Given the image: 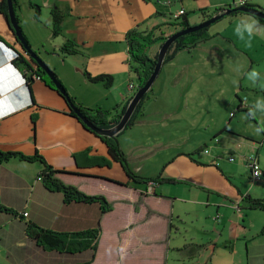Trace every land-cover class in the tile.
<instances>
[{
  "label": "crops",
  "instance_id": "obj_1",
  "mask_svg": "<svg viewBox=\"0 0 264 264\" xmlns=\"http://www.w3.org/2000/svg\"><path fill=\"white\" fill-rule=\"evenodd\" d=\"M16 1L15 13L31 49L77 104L102 109L120 107L132 94L127 88L135 80L128 31L146 34L159 26L155 36L164 38L176 31L182 15L190 25L199 24L214 8L233 2ZM251 2L264 7V0ZM180 9L185 12L174 19ZM52 10L62 14L58 34L52 30ZM228 18L211 24L190 50L180 49L162 63L139 110L142 115L118 135L135 173H160L177 181L149 189L148 183L129 178L115 160L109 166L85 163L90 156L109 158L106 144L69 113L66 100L43 79L32 78L24 86L31 73L19 62L11 63V49L5 46H20L0 13V150L38 153L59 170L61 181L86 194L103 195L111 204L102 213L98 202H64L61 192L43 185L39 160L11 157L0 162V205L8 209L0 210V264L85 261L90 247L74 253L42 247L25 234V225L33 222L78 241L74 232L90 230L98 221L101 231L89 264H264V210L249 208L243 199L245 194L264 199V133L230 125L235 105L236 111L246 112L257 100L264 102V25L251 13ZM253 20L257 30L241 38L237 25ZM161 41L149 46L150 56ZM66 43L76 52L61 53ZM85 70L92 76L111 75V85L89 80ZM252 70L260 74L255 84L248 79ZM245 90L254 94H242ZM236 93L241 97L238 110ZM247 120L264 124V111H256L257 123ZM240 121L241 116L235 122ZM80 152L85 156L77 164L74 154ZM253 154L262 171L258 178L248 166Z\"/></svg>",
  "mask_w": 264,
  "mask_h": 264
},
{
  "label": "trees",
  "instance_id": "obj_2",
  "mask_svg": "<svg viewBox=\"0 0 264 264\" xmlns=\"http://www.w3.org/2000/svg\"><path fill=\"white\" fill-rule=\"evenodd\" d=\"M12 4L15 9V6L17 5V1L12 0ZM244 6L264 12V7L254 2H248ZM239 7L240 6L231 5V4H227L226 6L216 7L213 9L211 14L208 15L207 17L211 18V17L220 15L221 17L219 19H221L227 16L228 17L234 16L238 13H247V12L240 11L238 9ZM227 10H229V12H226ZM0 13L3 16L4 20L6 21V23L9 24L6 0L0 1ZM51 14L53 16V29H52L53 33L58 34L61 30L60 24H61L62 14L55 10H52ZM251 15H253V17H255L257 21H259L261 24L264 25L263 18L255 14H251ZM15 17L18 22L19 29L21 31V35L25 43L28 46H30L19 24V20H18L16 13H15ZM179 17L174 18V19L178 20ZM180 19L181 20L177 23V28L175 32L181 29H184L188 26H191L183 15ZM209 26L177 37L174 40V42L171 44V46L169 47L164 57L163 62L173 57L174 54L180 49L190 50L192 47H194L200 39H203L206 37V32ZM159 28H160L159 26H154L150 31H148L149 33H146V34H142L141 32L137 30H130L127 33L126 40H127V45H128V53L130 56V68H131V72L133 73V76L136 82L135 91L137 90V88L141 87L145 83V81L150 76L154 68V65L156 63L158 51H156L152 56H150L148 53L149 46L152 43L156 42L158 39H162V41L164 42V40L169 36L168 35L164 38H159L158 36H155L156 30H158ZM10 30H11V33L14 35L13 30L12 29ZM14 38L16 39L15 35H14ZM18 44L20 47H15V49L17 50L19 54L15 59L12 60V63L17 65L19 62L20 64H22V66H24V72L29 71L31 73V75L26 78L27 86L29 85L30 81H32V75L33 74L40 75L38 73L41 72L42 73L40 75L41 79H43L49 87L55 89L66 100L68 108H69V113L72 116L76 117L83 124L85 128H87L91 132L95 133L98 137H100L101 140L106 144L109 158H106L104 156H90L87 159L88 161H86L85 163L93 164V165L109 166L110 161L115 160L120 163V165L122 166L123 170L128 175V177L135 181H142L146 183L153 182L154 184L163 183V182H170V183L177 182L173 178L160 177V173L152 177H144V176H140L137 173H135L131 169L127 155L123 151L118 141V135L124 130L130 128L136 121V118L139 114L142 115V113H139V110L145 98L148 96V91L143 95V97L137 103L130 118L128 119L124 128L121 131H119L115 135L99 134L95 129L92 128V126L97 127V128H110V127L115 126L119 122L123 112L126 109V106L129 100L132 98L135 91L132 92V94L130 95V98L124 103V105L120 107L117 106L113 109H102L100 107L87 108L82 105H79L67 93V91L65 90V87L56 77L55 73L53 72V75L55 76V79L57 80L59 84L58 87L52 82V80L46 74L43 73L42 70H39L36 63L32 60V58L29 55H27L28 57L27 56L25 57L23 55L22 51L24 52L25 49L19 42ZM60 51L61 53H65V54L75 53L76 48L73 47L72 43H66L60 48ZM34 52L37 53L36 51ZM32 64L36 65V69H33ZM84 74L89 80L101 82L105 87L110 86L112 83V76L109 74H98V75L92 76L86 70L84 71ZM235 95L239 100V103L237 105V110H238L240 108L241 97L238 95V93H236ZM245 110L248 113L249 109H245ZM35 119H36L35 114H32L33 124L35 123ZM250 119L257 123L255 119H252V118ZM80 155L85 156V152L74 154V158L77 161V164H81L79 160ZM11 157H18V158L28 160V161H32V160L41 161L43 163V169L40 171L39 176L41 177L43 185L48 190L61 192L64 202L66 203L68 202H84V203L98 202L100 204V210L102 213L111 209V204L106 200V198L103 195L86 194L82 192L81 190H79L76 186L72 184H66L63 181H61L56 176V173L59 172V170H55L49 164H47L44 158L40 154L35 153L32 156H27L20 152L0 150V162L6 161ZM243 199L245 202H247L249 208H259V209L264 210V199L254 198V197H251L249 194H245L243 196ZM0 210L6 211L8 209L5 206L0 205ZM263 230H264V226L261 228V231ZM100 231H101L100 223L98 221L95 227L90 230H85L82 232H74V235H76L77 238L79 239L78 241H69V240L67 241L66 240V237L68 236L67 233L56 232L53 230L45 229V228L39 227L33 222H27L25 225V234L29 238L34 240L37 245H40L42 247L56 249L60 252H68V253H74L75 251H81L82 249H85L86 247H90L92 249L91 255L87 260L82 261V262L72 263V264H89L92 261V259L94 258V254H95V250L97 246V240H98ZM92 241L93 243H91ZM57 264H69V263H57Z\"/></svg>",
  "mask_w": 264,
  "mask_h": 264
},
{
  "label": "water",
  "instance_id": "obj_3",
  "mask_svg": "<svg viewBox=\"0 0 264 264\" xmlns=\"http://www.w3.org/2000/svg\"><path fill=\"white\" fill-rule=\"evenodd\" d=\"M6 1H7V14H8V18H9V24L8 25L13 30V33H14L17 41L24 47L25 52L36 63L39 70H42L43 73L46 74L52 80V82L58 87L59 84H58L57 80L55 79V76L53 75V71L43 62V60L37 55V53H35L31 49V47L25 43V41L21 35V31L19 29L18 22H17L16 17H15V9L13 7L12 0H6ZM238 9L240 11H243V12L258 15L264 19V12H261L257 9H253V8H250L247 6H240ZM226 12H229V10H227ZM220 17H221L220 15L211 17V18H209V19H207V20H205L199 24L188 26L184 29H181L177 32H174L173 34H170L164 40V42L160 45V48H159L158 54H157L156 63L154 65V68H153L150 76L148 77V79L145 81V83L141 87L137 88V90L133 94L132 98L129 100V102L126 106V109L123 112L119 122L115 126L110 127V128H97L94 126H92V128L95 129L99 134H102V135H115L119 131H121L124 128L128 119L130 118V116H131L134 108L136 107L137 103L140 101V99L143 97V95L150 89L153 81L155 80L157 74L160 71L164 57H165L169 47L171 46V44L174 42V40L177 37L182 36L184 34L199 30V29L204 28V27H207L210 24L214 23L216 20H218Z\"/></svg>",
  "mask_w": 264,
  "mask_h": 264
},
{
  "label": "clouds",
  "instance_id": "obj_4",
  "mask_svg": "<svg viewBox=\"0 0 264 264\" xmlns=\"http://www.w3.org/2000/svg\"><path fill=\"white\" fill-rule=\"evenodd\" d=\"M258 27V22L253 20L251 22L243 21L241 24L237 25L236 27V33L243 38V35L245 32H247L249 35H252L254 30H257ZM1 43V42H0ZM7 49H11V54L12 57L10 59L11 63L12 60L15 59L18 56V52L15 48H10L8 46H5ZM260 74L256 70H252L251 72L248 73V79L255 84L259 80ZM25 87L27 85L24 84ZM257 110H262L264 111V102L257 100L256 103L249 108L247 117L255 119L256 118V111ZM257 134L264 133V124H261L260 126H257L255 129Z\"/></svg>",
  "mask_w": 264,
  "mask_h": 264
},
{
  "label": "built area",
  "instance_id": "obj_5",
  "mask_svg": "<svg viewBox=\"0 0 264 264\" xmlns=\"http://www.w3.org/2000/svg\"><path fill=\"white\" fill-rule=\"evenodd\" d=\"M251 1L252 0H233L231 5L244 6L246 3L251 2ZM184 12L185 11L183 9H180L179 11L175 12L172 16H173V18H177L181 14H183ZM32 78L40 79L41 77L39 75H37V74H33ZM25 85H27V82L25 83ZM127 88L130 91L134 92L135 88H136L135 80H133V79L129 80L128 83H127ZM248 166L250 168V172H251L252 177H257L258 178L262 174V171L260 169L259 161H258L257 156L252 155V156L249 157ZM148 185H150L149 189H151L152 186H154L155 184L153 182H148ZM238 213H241L240 209L238 210ZM22 214H23V216H27V212L26 211L23 212ZM214 218H216V216Z\"/></svg>",
  "mask_w": 264,
  "mask_h": 264
},
{
  "label": "rangeland",
  "instance_id": "obj_6",
  "mask_svg": "<svg viewBox=\"0 0 264 264\" xmlns=\"http://www.w3.org/2000/svg\"><path fill=\"white\" fill-rule=\"evenodd\" d=\"M40 1V0H39ZM44 3H47L48 0H43ZM264 3V2H263ZM28 12V9L27 7H24L23 10H22V13L25 14ZM230 18V17H229ZM228 18V19H229ZM42 27L41 28H44L43 25H41ZM163 41H161V44H162ZM160 44V45H161ZM160 45H159V48H160ZM159 50V49H158ZM157 50V51H158ZM38 55V54H37ZM39 56V55H38ZM40 57V56H39ZM41 58V57H40ZM42 59V58H41ZM43 62L45 63V61L43 60ZM47 64V63H45ZM242 94H247L248 96H251L254 94V91L253 90H250V91H241ZM151 94V93H150ZM236 98V97H235ZM237 99V98H236ZM233 111H235V114L234 116L232 117V123H230V125L232 127H236L237 129H240L241 131H245L246 133H250L252 134L254 132V134L256 133L255 129L257 127V124H255L254 122L250 121V120H247L248 117H247V113L244 111V110H240L241 112H238L236 111V105H235V108L233 109ZM239 116H241L242 118V121H240L239 123L235 122L237 119H239ZM227 121H228V117H227ZM244 121H247V123H244ZM249 181V180H248ZM177 204H180V203H177ZM176 223H178V221L176 219H174ZM184 226H188L187 223L184 224ZM173 236H174V233L172 234L170 240L173 239ZM199 260H201V258H199ZM195 260H193L194 262ZM194 264H196L194 262Z\"/></svg>",
  "mask_w": 264,
  "mask_h": 264
}]
</instances>
